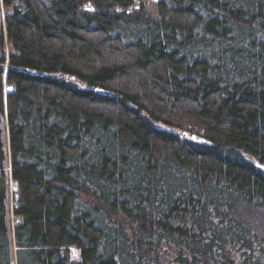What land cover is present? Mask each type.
<instances>
[{"label":"trees","instance_id":"trees-1","mask_svg":"<svg viewBox=\"0 0 264 264\" xmlns=\"http://www.w3.org/2000/svg\"><path fill=\"white\" fill-rule=\"evenodd\" d=\"M0 47V264H264V0H0Z\"/></svg>","mask_w":264,"mask_h":264},{"label":"water","instance_id":"water-1","mask_svg":"<svg viewBox=\"0 0 264 264\" xmlns=\"http://www.w3.org/2000/svg\"><path fill=\"white\" fill-rule=\"evenodd\" d=\"M151 1H156V0H145V4L147 5L149 2H151ZM139 6V2H135L134 3V8H137ZM83 8L85 9V10H92V8H91V6L87 3V4H85L84 6H83ZM131 10V8H128L127 9V11L129 12ZM8 91H10L11 90V87H9L8 89H7ZM19 221V219H18V217H16L15 218V222L17 223Z\"/></svg>","mask_w":264,"mask_h":264},{"label":"rangeland","instance_id":"rangeland-1","mask_svg":"<svg viewBox=\"0 0 264 264\" xmlns=\"http://www.w3.org/2000/svg\"><path fill=\"white\" fill-rule=\"evenodd\" d=\"M0 49H1V47H0ZM5 51H7V47L6 46H4V48H3ZM0 53H1V50H0ZM11 190H13V186H11V188H10ZM11 217H13V215H11ZM12 219V218H11ZM14 250V249H13ZM73 257L75 258L76 257V253L73 251ZM13 258H14V262H15V257H14V252H13Z\"/></svg>","mask_w":264,"mask_h":264}]
</instances>
